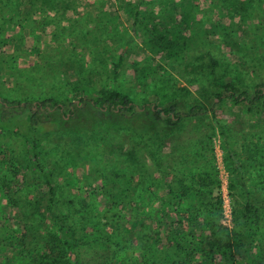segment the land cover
<instances>
[{"label":"rangeland","instance_id":"1","mask_svg":"<svg viewBox=\"0 0 264 264\" xmlns=\"http://www.w3.org/2000/svg\"><path fill=\"white\" fill-rule=\"evenodd\" d=\"M6 1H0V97L23 106L0 102V223L18 229L36 222L61 235L49 209L33 214L34 205L48 203V187L32 144L7 127L49 98L63 107L37 113L51 121L36 133L40 159L58 185L59 207L77 228L83 264H146L141 248L150 223L176 219L169 186L186 207L220 192L230 228L245 211L244 184L250 202L264 206V103L219 101L215 94L225 80H235L248 100L256 85L264 88V0H19L8 8ZM139 15L151 23L159 18L175 33L181 28V46L146 49L134 29ZM9 16L15 20L7 23ZM112 88L130 93L136 108L92 104ZM153 100L175 105L182 122L157 120ZM196 105L205 108L187 116ZM98 226L109 242L95 234ZM10 252L1 246V264Z\"/></svg>","mask_w":264,"mask_h":264},{"label":"trees","instance_id":"2","mask_svg":"<svg viewBox=\"0 0 264 264\" xmlns=\"http://www.w3.org/2000/svg\"><path fill=\"white\" fill-rule=\"evenodd\" d=\"M3 2L4 0H0ZM19 0H7L4 7L11 3H18ZM41 2L50 5L60 4L55 0H43ZM20 5V2L17 4ZM39 6V4H38ZM36 8V7H35ZM40 11V7L36 8ZM51 9V8H50ZM44 10V9H43ZM2 13V12H1ZM50 13V11H49ZM5 22H13L14 16L4 17ZM19 21H26L27 18L19 17ZM50 24L45 27L48 28ZM4 25H0L3 31ZM181 27V26H180ZM135 32L141 39L143 46L151 52L168 50L180 47L181 28L175 33V27L170 28L159 18L151 23L149 17L135 18ZM46 33V32H43ZM211 64L215 67L216 59L209 53ZM123 55L114 63L115 74L121 67ZM218 87V86H216ZM218 100L229 98L239 103L254 104L264 103V88L256 85L254 88V98L248 100L246 91H241L235 80H225L221 82L220 88L216 91ZM0 102L4 108L18 109L23 106L17 99L1 98ZM92 104L100 109H113L123 112H131L136 108V103L130 93L119 89L102 90L100 94L91 100ZM36 109L31 107L29 112L15 120L20 123L16 126L14 118H10L11 130L17 135L24 136L32 144V149L36 156V169L40 170L41 176L45 179L48 187V203L46 205H34V213L49 209L50 215L61 235L53 234L50 230H44L37 226L36 222H29L25 226L16 224L18 229H11L4 222L0 223V248H9L11 252L6 260L8 264H63L68 260L70 264H83V259L79 248V235L74 223L68 219L65 212L59 207V188L55 183L52 171L42 163L41 144L36 137L37 132H42L51 124L50 120L38 118L37 113L43 108H62L63 104L56 98H49L44 101L35 102ZM152 111L157 120L166 121L169 124L182 122L181 112H176V106H164L162 102L153 100ZM205 106H193L187 116L194 115L196 110H203ZM13 114V113H12ZM11 114V115H12ZM216 114V112H215ZM9 118V117H8ZM217 124L227 142V132L224 123H221L215 115ZM143 137L148 140L149 133H144ZM151 145V144H149ZM153 148H157L151 145ZM157 150V149H156ZM157 160L160 159L155 152ZM229 157L237 166L239 174L243 172V166L236 160L229 150ZM200 192V190H199ZM242 192L246 196L244 214L236 224L230 228L225 224L223 213L224 201L220 192L215 195V199L208 201L198 200L192 207L183 206L179 201V192L173 186H169L168 194L172 198L171 210L176 217L173 221H165L163 218L150 223V234L148 241L142 246V254L146 264H264V206L255 205L250 202L252 190L246 184L242 186ZM3 214L2 217H5ZM9 220L8 218L4 219ZM39 223V222H37ZM24 227V228H23ZM103 227H96L95 234L105 242L107 238L102 236ZM101 231V232H100ZM36 234V236H35ZM109 242V241H108ZM31 244L33 248H29ZM66 258V259H65ZM240 259V261H238ZM0 260H3L0 258ZM1 264V262H0Z\"/></svg>","mask_w":264,"mask_h":264}]
</instances>
